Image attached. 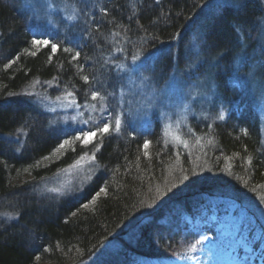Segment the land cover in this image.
Returning <instances> with one entry per match:
<instances>
[{
  "label": "trees",
  "instance_id": "obj_1",
  "mask_svg": "<svg viewBox=\"0 0 264 264\" xmlns=\"http://www.w3.org/2000/svg\"><path fill=\"white\" fill-rule=\"evenodd\" d=\"M60 1L75 19L51 25L23 0H0V264H84L108 250L103 264H216L224 200L254 216L247 236L264 263V136L244 83L264 64V0ZM194 63L192 79L213 76L208 117L188 120L179 142L155 115L134 125L120 106L131 67L162 85ZM61 99L92 113L89 124L45 107ZM85 154L98 169L80 191L46 189Z\"/></svg>",
  "mask_w": 264,
  "mask_h": 264
},
{
  "label": "rangeland",
  "instance_id": "obj_2",
  "mask_svg": "<svg viewBox=\"0 0 264 264\" xmlns=\"http://www.w3.org/2000/svg\"><path fill=\"white\" fill-rule=\"evenodd\" d=\"M242 1L243 0H227L225 2L240 4ZM23 2L25 7L32 10L37 21L43 24L49 23L52 25L56 15H60L61 18L75 19L76 13L60 0H23ZM223 2V0H212L210 6L214 4L220 6V3ZM259 33L260 42L264 47V24ZM215 50L216 49L209 51L208 58L212 62L216 61V59L213 58ZM256 55V51H251L247 54V58L253 60ZM197 59L201 61V59ZM194 66H196L195 63L194 65H187L181 69L175 68L167 82L162 85H157L154 84L152 80L146 78L145 75L138 77V74L140 75L143 72V68L141 64H134L131 68H133V72L136 76L131 73V75H133L132 79L135 78V80L130 83L133 85L129 88V84L120 95V106L124 105L129 112H132L134 119H136L134 125L138 123L140 126L148 127L151 124V118L155 115L162 123L161 125L163 126L167 138L171 141L179 142L183 129L189 127L188 120L191 118L203 119L208 117L211 102L214 96H216L213 76L209 75L206 79H199L198 77L192 79ZM244 83L246 84L249 94L254 99V104L257 108L260 120L262 121L264 136V64L253 65L251 70L247 73ZM45 102H47V104H45L46 108L53 112L57 110L65 121L75 122L77 126H84L86 122L89 124L88 120L92 118V113H87L86 110L76 106L72 100H47ZM123 111L118 109L113 113V118L117 121V124L122 118ZM93 135L94 133L86 134L85 139L88 140L92 138ZM97 169L98 166L94 155L85 154L66 170L59 173L54 178L49 179L46 183V189L58 196H66L80 191L91 180ZM216 206V209L222 212L223 217L218 219L213 216L212 223H216L215 228L218 229V233L223 236L221 243H225L226 246L213 247L210 260L216 259V264H238L237 258L230 254L229 249L235 246L243 237L247 236V232L253 225L254 219L251 217L253 215L245 208L238 207L228 200H224L220 205L216 204ZM259 216L261 217L260 214ZM0 218H5V216L0 214ZM237 229H239V234H237ZM254 239L261 240V243L264 245V238L260 237V235L256 234ZM108 249L113 248L109 247ZM107 254L109 255V250L101 251L84 264H103V260L108 257ZM141 264L179 263L167 261L157 263L147 261ZM180 264L196 263L192 260L189 262L180 261ZM246 264L264 263L257 257L255 251L251 247L249 259Z\"/></svg>",
  "mask_w": 264,
  "mask_h": 264
},
{
  "label": "snow or ice",
  "instance_id": "obj_3",
  "mask_svg": "<svg viewBox=\"0 0 264 264\" xmlns=\"http://www.w3.org/2000/svg\"><path fill=\"white\" fill-rule=\"evenodd\" d=\"M34 54L35 53H33V55ZM220 119H223L222 115ZM109 130H110V126H109ZM68 143L69 141L65 140L64 144H62L60 147L63 148ZM251 231L249 232V234H251ZM237 234H239V229H237ZM203 241L211 242L210 238L207 235L203 237ZM201 243L202 241L199 240L197 241V244H201ZM191 250L195 251V245H193ZM229 251L231 255L237 258L238 264H246L247 260L249 259V252L251 251V241H249L248 236L243 237L240 241L237 242L235 246L231 247Z\"/></svg>",
  "mask_w": 264,
  "mask_h": 264
},
{
  "label": "bare ground",
  "instance_id": "obj_4",
  "mask_svg": "<svg viewBox=\"0 0 264 264\" xmlns=\"http://www.w3.org/2000/svg\"><path fill=\"white\" fill-rule=\"evenodd\" d=\"M225 71V70H224ZM207 76H205V77H203V78H206ZM216 95H217V93H216Z\"/></svg>",
  "mask_w": 264,
  "mask_h": 264
}]
</instances>
